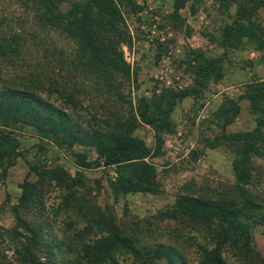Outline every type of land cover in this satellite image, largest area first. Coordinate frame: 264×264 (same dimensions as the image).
Listing matches in <instances>:
<instances>
[{
  "label": "rangeland",
  "instance_id": "374dc122",
  "mask_svg": "<svg viewBox=\"0 0 264 264\" xmlns=\"http://www.w3.org/2000/svg\"><path fill=\"white\" fill-rule=\"evenodd\" d=\"M74 1L80 0H63L60 6L65 9ZM116 1L128 32L120 47L135 72V78H121L117 84L122 96L118 105L123 120L135 119L132 134L149 147L145 160L152 166L154 189L123 188L120 172L135 179L128 161L81 167L78 152L85 151L87 159L98 162L93 145L59 148L40 141L34 128L22 125L15 131V141L0 145V226L13 227L20 214L32 224H41L45 237L75 243L91 240L98 223H112L141 242L165 241L195 264L199 245L210 234L204 236L193 214L175 212L176 198L201 193L220 196L237 181L236 153L228 137L253 129L264 118V97L254 93L264 92V0ZM31 15L25 0H0L2 42L9 43L6 33L13 31L53 30L39 27ZM53 39L59 47H70L60 35ZM33 43L28 40L29 49L23 59H15L18 62L0 57V77L26 68ZM210 60L214 65L206 72ZM83 82L90 86L91 96H97L94 83L80 76L79 83ZM172 91L184 92L173 104ZM96 98L92 96L93 102ZM169 105L172 108L163 122L165 113L157 114ZM138 107L147 116H157L155 121L147 122ZM81 114L86 112L77 114L79 120ZM12 143L17 147L11 149ZM250 158L252 183L264 194V157L251 154ZM55 169L60 174L48 176ZM26 180L34 194L31 201L30 197L21 200ZM244 223L247 231L240 240H252L264 262V223ZM78 248L75 244L72 250L51 248L50 256L58 261ZM223 250L230 264H245L229 245ZM7 253L11 257V251ZM119 264H131V257L119 255Z\"/></svg>",
  "mask_w": 264,
  "mask_h": 264
},
{
  "label": "trees",
  "instance_id": "16d2710c",
  "mask_svg": "<svg viewBox=\"0 0 264 264\" xmlns=\"http://www.w3.org/2000/svg\"><path fill=\"white\" fill-rule=\"evenodd\" d=\"M25 1L31 6L33 22L53 30H28L27 34L13 31L6 33L9 43L0 39V57L12 58L14 62H18L16 58L23 59L22 55L29 49L26 48L28 40L34 41L26 68L0 77V145L15 141L18 126L26 125L35 129L40 141L53 142L59 148H68L74 143L93 145L98 162L87 159L85 151L78 152L77 164L81 167L99 163L120 165L128 161L135 179L129 180L132 175L120 172L123 188L154 189L152 166L145 160L149 147L142 138L132 134L135 119L123 120L118 105L122 96L117 84L121 78H135V72L120 47L128 32L117 1L80 0L65 9L60 6L63 0ZM59 35L68 41L69 48L53 42L54 36ZM213 65L214 61L210 60L204 70L208 72ZM80 76L94 83L97 96H92L97 97L96 102H93L90 86L79 83ZM254 93L264 97V92ZM85 95L91 97L84 99ZM180 95L184 92L172 91V104ZM171 108V105L161 108L157 116L165 113L163 122H167ZM81 111L86 112L81 114L83 120L77 118ZM238 111L235 106L234 114ZM138 113L150 123L157 117L147 116L139 107ZM263 125L264 118L258 119L253 129L228 137L236 153L233 169L237 181L230 191L215 197L201 193L176 198L175 212L193 214L200 222L195 225L204 229V236L210 234L206 235V242L199 245L195 264H230L223 255L225 244L235 255L242 256L245 264H264L252 240L250 242L248 237L240 240L247 231L245 220L264 223V194L258 191L256 182L252 183L250 158L251 154L264 157ZM154 137L160 140L158 134ZM16 147L17 144L12 143L11 149ZM51 171L48 176L53 178L60 174L57 169ZM28 185L27 180L21 185L22 201L34 197ZM16 218L13 227L0 226V264H119V255L131 257V264H189L169 243L141 242L112 223H98L91 240L73 243L47 238L42 235L41 224H32L20 214ZM74 244L79 247L74 255L58 261L51 258V248L72 250Z\"/></svg>",
  "mask_w": 264,
  "mask_h": 264
}]
</instances>
